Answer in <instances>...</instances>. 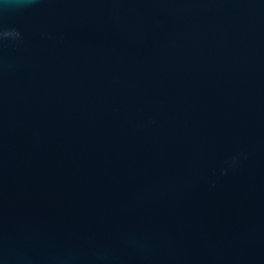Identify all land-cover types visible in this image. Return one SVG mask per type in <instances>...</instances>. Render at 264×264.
I'll use <instances>...</instances> for the list:
<instances>
[{"label":"water","instance_id":"obj_1","mask_svg":"<svg viewBox=\"0 0 264 264\" xmlns=\"http://www.w3.org/2000/svg\"><path fill=\"white\" fill-rule=\"evenodd\" d=\"M0 264H264V0H0Z\"/></svg>","mask_w":264,"mask_h":264}]
</instances>
